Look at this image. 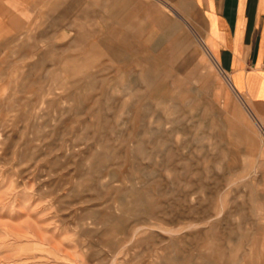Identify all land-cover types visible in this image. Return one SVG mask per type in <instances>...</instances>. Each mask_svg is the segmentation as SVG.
Returning a JSON list of instances; mask_svg holds the SVG:
<instances>
[{
    "label": "rangeland",
    "instance_id": "rangeland-1",
    "mask_svg": "<svg viewBox=\"0 0 264 264\" xmlns=\"http://www.w3.org/2000/svg\"><path fill=\"white\" fill-rule=\"evenodd\" d=\"M0 6V264H264V133L172 5Z\"/></svg>",
    "mask_w": 264,
    "mask_h": 264
},
{
    "label": "crops",
    "instance_id": "crops-1",
    "mask_svg": "<svg viewBox=\"0 0 264 264\" xmlns=\"http://www.w3.org/2000/svg\"><path fill=\"white\" fill-rule=\"evenodd\" d=\"M165 1L196 31L231 91L264 133V0ZM4 12L0 6L2 18ZM180 48L183 54V46ZM108 49L118 53L113 43ZM143 78L153 90L155 82L146 73ZM129 86L139 89L133 78Z\"/></svg>",
    "mask_w": 264,
    "mask_h": 264
}]
</instances>
